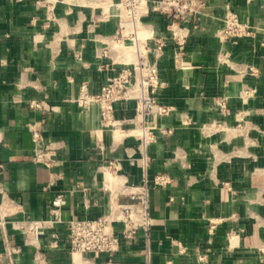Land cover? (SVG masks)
Returning a JSON list of instances; mask_svg holds the SVG:
<instances>
[{
    "label": "crops",
    "instance_id": "1",
    "mask_svg": "<svg viewBox=\"0 0 264 264\" xmlns=\"http://www.w3.org/2000/svg\"><path fill=\"white\" fill-rule=\"evenodd\" d=\"M119 1L0 0V251L8 243L22 247L14 263L2 264H264V0H205L198 26L180 28L188 30L180 62L171 19L152 9L144 15L148 43L154 45L152 35L165 40L159 56L150 52L165 81L156 95L173 107L157 117L148 143L114 134L97 104L74 100L83 81L99 91L136 58L113 47ZM227 6L250 34L219 37ZM105 48L109 55L101 56ZM34 100L50 107L32 106ZM135 112V99L116 103L120 118ZM114 158L124 181L104 172ZM160 173L171 181L155 184ZM145 177L155 219L149 251L144 230L132 243L122 240L114 255H96L71 253L65 222L42 227L36 241L21 228L49 218L59 191L67 195L64 219L97 217L115 200H129Z\"/></svg>",
    "mask_w": 264,
    "mask_h": 264
},
{
    "label": "built area",
    "instance_id": "2",
    "mask_svg": "<svg viewBox=\"0 0 264 264\" xmlns=\"http://www.w3.org/2000/svg\"><path fill=\"white\" fill-rule=\"evenodd\" d=\"M144 1V2H143ZM120 0L116 3L121 16V26L114 36L113 47L122 49V53L134 51V61H127L121 67L119 74L111 76L101 86L99 91H92L87 81L80 85L78 95L74 98L81 106L91 107L97 104L100 108L101 121L104 125L111 127L116 135L133 134L139 137L143 143H148L156 136V119L159 115L166 114L172 110V106L161 102L156 93L165 84L159 76V67L156 59L150 57V52L159 56L165 44L162 36H154V45L148 43L149 36L142 38L138 36V30L147 26L144 15L150 9L165 14L171 19L169 28L175 35L178 42V49L175 54L177 62L183 61L188 40L186 34H180V28H189V24L198 26L196 15L205 5V0ZM53 5H49L48 18L54 17ZM251 33L250 25L240 19L238 13L227 6L224 16V24L217 34L223 40L234 36L248 35ZM101 56H108V48L100 52ZM114 59V58H113ZM103 63L101 66H106ZM256 73L255 66L250 67ZM254 89H245V94H253ZM126 99H135L136 112L133 117L120 118L116 115V103ZM226 97L218 100V104L224 110L227 109ZM32 106L49 108L50 104L45 100L31 101ZM152 115L153 121H148L147 116ZM125 122H133V126H127ZM165 131H170L164 128ZM35 141L41 139L38 129H33ZM43 148L38 149L36 159L43 158ZM121 161L110 159L104 165V172L109 171L113 177L122 175ZM108 179H110L107 176ZM171 181L169 174L160 173L154 177V183H168ZM150 186L151 181L145 177L144 182L135 185L128 192L130 199L127 201L115 200L108 213L97 217L74 216L69 219L63 218V208L67 203V195L59 191L50 200V217L46 219L30 220L29 223L21 222L27 237L36 241L44 226H53L55 222H65L69 229L70 251L72 254L94 252L98 255L101 252H108L114 255L122 247V240L132 243L138 231L144 230L148 241H150V230L155 222L150 211ZM22 247L19 244L8 243L4 251H0V264L5 258L14 263L15 257L20 253ZM37 258V257H36ZM204 258V256H202Z\"/></svg>",
    "mask_w": 264,
    "mask_h": 264
},
{
    "label": "bare ground",
    "instance_id": "3",
    "mask_svg": "<svg viewBox=\"0 0 264 264\" xmlns=\"http://www.w3.org/2000/svg\"><path fill=\"white\" fill-rule=\"evenodd\" d=\"M144 2V1H143ZM146 35V32H145V30L143 29V28H141L140 30H138V36H139V38H142L143 36H145ZM107 176L111 179L113 176H112V174L108 171L107 172Z\"/></svg>",
    "mask_w": 264,
    "mask_h": 264
}]
</instances>
